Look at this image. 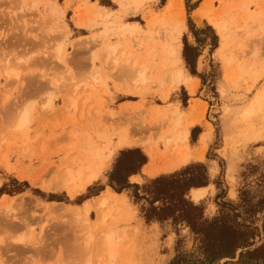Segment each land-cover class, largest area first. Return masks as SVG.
Returning <instances> with one entry per match:
<instances>
[{
  "label": "rangeland",
  "instance_id": "rangeland-1",
  "mask_svg": "<svg viewBox=\"0 0 264 264\" xmlns=\"http://www.w3.org/2000/svg\"><path fill=\"white\" fill-rule=\"evenodd\" d=\"M51 1L64 16H51L43 4L32 6L33 0H0V138L27 107L34 109L30 124L33 142L28 148L16 145L7 153L4 145L0 148V199L5 196L20 202L10 211H0V261L81 264L75 243L86 224L72 207L110 188L109 177L122 151L139 149L146 155L144 148L152 147L156 154L175 157L179 149L192 150L201 130L194 129L189 136L184 129L188 131L189 124L195 122L213 132L205 161L191 163L206 166L211 181L207 187L213 189L198 204L192 201L191 191L187 199L201 206L208 222L236 215L237 224L247 229L243 232L247 244L234 252L218 245L207 248L186 224L147 222L145 192L130 189L118 193L127 201V214L120 223L129 246L125 264H264V149L255 153L256 147L264 146V0H178L171 9L170 0H74L70 7L66 0ZM243 1L249 2V8L241 13L237 7ZM225 5L231 11L220 19ZM199 10L205 15L198 24L195 12ZM249 13L261 16L249 23L250 34L241 37L237 29ZM150 21L155 25L151 27ZM217 21L227 32L236 33L232 42L223 44L214 28ZM63 24L66 32L61 30ZM119 42L123 44L118 53H133L132 59L127 64L105 61L106 47ZM185 44L197 49L194 68L184 60ZM206 49L207 66L199 71L198 59ZM253 62L255 72L249 69ZM5 63L19 78L4 75ZM134 63L137 68L146 67L144 83L131 74ZM240 68L244 71L238 75ZM178 73L200 80L197 97L206 103L189 102L187 82H175ZM93 76L97 77L96 95L87 103L83 117L77 113L72 123L65 108L67 96L74 85L82 86ZM224 107L240 111L225 122ZM177 111L183 113L176 135L181 140L175 136L166 145L168 127ZM233 121L242 126L234 129L227 144L224 123ZM123 138L143 142L142 148H120ZM75 139L76 149L72 146ZM78 149L95 162L103 157L106 169L73 200L63 191L52 193L17 178L24 172L50 184L65 158L79 156ZM229 160L235 164L234 180L227 178ZM211 166L218 171L212 173ZM157 177H147L140 185L128 182L142 187ZM232 191L238 194L235 199ZM242 191L250 200L246 207L241 205ZM8 214L15 219L11 221ZM89 220H96L94 212ZM7 222L12 224L9 228L4 227ZM214 235L224 239L227 232L217 229ZM14 239H24L26 244Z\"/></svg>",
  "mask_w": 264,
  "mask_h": 264
},
{
  "label": "bare ground",
  "instance_id": "bare-ground-1",
  "mask_svg": "<svg viewBox=\"0 0 264 264\" xmlns=\"http://www.w3.org/2000/svg\"><path fill=\"white\" fill-rule=\"evenodd\" d=\"M177 1L178 0H170L168 8L171 9L176 4ZM211 1L212 0H210V2ZM72 3L73 0H67L65 4L67 5V7H70ZM41 4H43L45 8H48L47 11L51 16L54 15L58 16L61 14L64 16V13L63 12L61 13L56 3L52 2L51 0H33L32 6L37 7ZM248 8H249V2L243 1L238 5L237 11L243 13L246 12ZM230 11L231 8L229 6L227 5L223 6L221 13L219 15L220 19L227 16L230 13ZM204 15L205 14L203 10H199L195 12V20L198 24L202 22ZM260 16L261 15L257 13L256 14L249 13L248 15H246V17L242 20L243 24L239 26L237 29L238 31L237 33H239L238 35H241V37H245L246 35H249L250 34V31L248 30L249 23L255 21ZM182 23L184 22L182 21ZM78 25L80 24L78 23ZM154 25H155L154 21H150V26L152 27ZM214 28L219 30V35L222 39L223 44H228L232 42L236 36V33L233 31L227 32L226 27L218 21L214 24ZM67 29L68 28L65 24L61 26V30L63 32H66ZM122 44H123L122 42H119L116 44L108 45L106 47L105 52L103 53V58L105 59V61L107 62L113 61L116 64L121 62L127 64L132 59L133 53L122 52L119 54L118 51L122 46ZM207 56H208V52L206 49V51L198 59L199 71H201L207 66V61H206ZM179 59L181 60L180 55H179ZM249 69L252 72L256 71L254 62L249 66ZM130 71L132 75L133 74L136 75L135 78L136 81H140L142 83L146 81L147 69L145 66H141L137 68L136 63H134ZM243 71H244L243 68H240L238 75H241ZM2 72L8 78L9 77L19 78V74L13 70H9L7 68L6 63L2 67ZM96 81H97V77L93 76L91 77V80L89 82L86 81L85 83H83L82 86L80 84L74 85L73 91L67 96V100L65 101V108L68 110L67 112L68 120L71 121L72 123L75 122L77 113H80V116L83 117L87 103L89 102V100H91V98L95 97ZM182 81L187 82V89L190 95H195L197 92V85L194 84L192 79H186L184 74L178 73L175 82L176 84H180ZM79 88H83V89L80 94H77ZM231 109L232 108L229 107L223 108V119L225 120V122H227L226 120L228 116L232 117V115H234L233 113H239L240 111V109H237L236 111H233ZM33 112L34 109L32 106L27 107L21 114H19V117L15 122V125L10 130H7L4 134H2L0 138V148H2V145H4V147L6 148L5 149L6 153L16 145H20L23 148H28L29 144L33 142V140L30 137V124L32 122ZM165 116L167 117V115ZM182 119H183V113L181 111H177L173 118V125L171 127H168L167 134L169 136L166 139V145H169L171 143V140H173V138H175V136L177 135V132L181 126ZM165 121H167L168 124L169 119L165 118ZM236 123L237 122L235 121L230 122V124L228 125L227 123H224V129L226 131L224 140L227 144L232 140L234 129L237 130L239 128L241 129L242 125L237 126ZM194 124L195 122H191L189 126H192ZM184 133L186 135L189 134L186 128L184 129ZM212 133H213L212 129L210 128V133L204 135L201 139V146H202V153L200 156L201 159H204L203 152L206 150V148L208 147L209 143L212 140ZM71 136L76 138L75 134H71ZM176 137L178 138L177 141L181 140V136L178 135ZM119 144H120L119 145L120 148L137 147L139 145H142L143 142L134 139L126 140L125 138H123L119 141ZM76 145H77V140L75 139L72 143V146L76 149ZM227 146L228 145H226V147ZM227 148H229V146ZM150 149L153 148L151 147ZM187 150L188 151L179 149L176 151V155H177L176 157L178 158L179 163H181L182 165H186L188 162L192 160V156L189 153L191 149H187ZM6 155H3V159L5 161H7L5 158ZM65 160H66L65 162H63L57 167V171H56L57 178L50 184L39 181L37 179H33L28 175H26L24 172L18 173L17 178L19 181H28L32 186L40 187L41 189L52 193L63 191L64 193L67 194V196L70 199L73 200L83 195L90 186H92L95 182H97L102 172L106 169V164L104 163L105 160L103 159V157H101V159L98 162H95V160L92 157L82 155L80 153V150L78 157H73L70 160L65 158ZM231 162L232 161L229 160L226 172H227V178L234 180L233 174L235 172V164ZM5 167L7 168L8 171L12 170L8 166ZM170 167L172 169L174 165ZM211 167L213 168V166ZM217 171L218 170H216V168L212 169V173H216ZM147 174H151V172H147ZM132 181L140 182L139 179H133ZM208 192L209 190L206 189H202V190L193 189L191 190L190 193L191 199L195 204H198L205 199ZM234 193H235L234 191L231 192V197L233 199H235L233 197ZM10 200L7 199V197L5 196H3L0 199V211H10L12 210V207L15 204L18 205L20 203L16 198H11ZM20 200H23V198ZM51 205L54 206V204ZM126 205H127V201L123 194H118L114 192L111 188H108L100 196L92 200L85 201L83 204H81V206L72 207V211L78 215L77 218L84 219V222L86 224L84 227V232H82V237H79L75 243V251L80 257L81 264H125L124 254L127 250H129V246H126V241H125L126 235L121 231L120 223L123 221L124 217L127 214V212L125 211ZM93 212L96 215V220L94 222L89 220V216ZM9 217L11 221L15 219L14 216L9 215ZM9 225L12 224L7 222L4 224V227L6 226L9 228ZM83 234H85V237L83 236ZM14 241H16L17 243L22 242L26 244V242H24V239H19V240L14 239ZM0 264L3 263L0 261Z\"/></svg>",
  "mask_w": 264,
  "mask_h": 264
},
{
  "label": "trees",
  "instance_id": "trees-1",
  "mask_svg": "<svg viewBox=\"0 0 264 264\" xmlns=\"http://www.w3.org/2000/svg\"><path fill=\"white\" fill-rule=\"evenodd\" d=\"M196 52L197 49L185 44L184 60L190 68L195 67L198 58ZM191 74L193 76L197 75L192 69ZM129 155L136 159L138 170L132 172L127 179H124L122 175L116 174L114 166V170L109 177V186L117 193H123L130 189L145 192L144 196L148 199L149 210H143V212L147 222L163 223L172 220L176 224H186L196 235L200 236L201 242L207 248L218 245L226 252H234L237 248L247 244L248 236L243 233L247 229L237 224L236 215H223L219 220L208 222L203 219L201 206H197L187 199L192 189L205 188L211 183L208 170L204 164H191L175 173L161 175L156 179L149 180L147 184L139 187L130 185L128 179L141 173L142 168L148 163V157L141 150L133 149L120 152L116 162ZM246 195L247 192L242 191L241 205L243 207L248 206L250 203ZM142 199H145V197ZM156 203H159L160 206L156 207ZM217 229L226 230L227 236L224 239L215 237L214 232Z\"/></svg>",
  "mask_w": 264,
  "mask_h": 264
},
{
  "label": "crops",
  "instance_id": "crops-1",
  "mask_svg": "<svg viewBox=\"0 0 264 264\" xmlns=\"http://www.w3.org/2000/svg\"><path fill=\"white\" fill-rule=\"evenodd\" d=\"M67 1V0H66ZM65 1V3H66ZM74 1V0H73ZM92 3V2H91ZM94 5V3H93ZM189 79H192L194 84L197 85V92L195 95H190L189 93V102H194V101H202L200 100L197 96L198 94H200V90H201V83L200 80L195 78V77H190ZM203 103H206L204 101H202ZM205 127V129H204ZM199 128L201 130V133L199 135L198 141H197V145L192 146V150L189 152L190 155L192 156V160L190 162H188L186 165H182L181 163H179V160L176 158V156L174 157L172 154H166V155H160V154H156L154 150L149 149V148H144L145 149V153L148 157V163L142 168L141 173L137 174V175H133L129 178L130 182L132 184H142L143 180L145 178H155L159 175H163V174H170L173 173L175 171L181 170L182 168L188 166L191 163H195V162H204L205 161V155H206V151L208 149V147L206 148V150L203 152V157L204 159H201V153H202V146H201V139L204 135L210 133V130L206 127L203 126L202 124H194L192 126L189 127L188 131H189V136H191V132L194 129ZM209 146V145H208ZM141 147L142 146H138ZM135 148V147H134ZM264 149V146H259L256 147L255 149V153H258L259 150ZM234 164V163H233ZM174 165V167L171 169L170 166ZM147 172H151V174H147ZM133 179H139L140 182H133ZM142 181V182H141ZM213 187H207V188H195V190H199V189H212ZM193 190V189H192ZM106 190H104L102 192V194L105 192ZM231 195V194H230Z\"/></svg>",
  "mask_w": 264,
  "mask_h": 264
},
{
  "label": "snow or ice",
  "instance_id": "snow-or-ice-1",
  "mask_svg": "<svg viewBox=\"0 0 264 264\" xmlns=\"http://www.w3.org/2000/svg\"><path fill=\"white\" fill-rule=\"evenodd\" d=\"M137 170H138L137 161L131 155L115 163L116 174L122 175L124 179H127L132 172H135ZM237 195H238L237 193H234L233 197L236 198Z\"/></svg>",
  "mask_w": 264,
  "mask_h": 264
}]
</instances>
